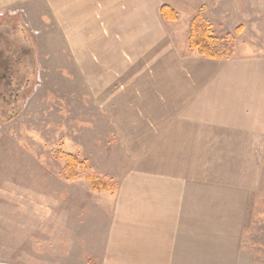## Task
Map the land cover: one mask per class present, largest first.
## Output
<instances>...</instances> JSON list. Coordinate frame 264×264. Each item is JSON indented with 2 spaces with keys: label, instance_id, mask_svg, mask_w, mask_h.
Returning <instances> with one entry per match:
<instances>
[{
  "label": "crops",
  "instance_id": "1",
  "mask_svg": "<svg viewBox=\"0 0 264 264\" xmlns=\"http://www.w3.org/2000/svg\"><path fill=\"white\" fill-rule=\"evenodd\" d=\"M37 1L58 25L76 22L90 29L69 42L85 44L90 52L83 51L84 58L100 61L104 75L115 76L119 86L128 55L124 44L135 40L125 42L123 16L132 8L140 11L138 0ZM150 1L142 0V10ZM158 37L153 51L143 55L148 62L132 74L131 90L146 95L136 94L133 103L124 100L127 169L114 180L112 192L93 191L101 211L87 240L90 259L96 264H252L241 243L264 187V52L244 49L228 58H208L194 50L180 54L170 38ZM156 49L163 53L156 56ZM144 74L147 80H141ZM150 74L162 78L150 84Z\"/></svg>",
  "mask_w": 264,
  "mask_h": 264
},
{
  "label": "rangeland",
  "instance_id": "2",
  "mask_svg": "<svg viewBox=\"0 0 264 264\" xmlns=\"http://www.w3.org/2000/svg\"><path fill=\"white\" fill-rule=\"evenodd\" d=\"M137 2L140 11L132 8L123 16L125 42L135 40L124 44L128 55L117 86L115 76L104 75L100 61L84 58L85 44L69 42L90 34L89 28L76 22L58 25L36 0H0V69L17 59L27 63L17 69L28 78L19 101L8 108L10 115L4 116L6 108L0 104V264H96L87 240L96 229L92 221H100L101 208L87 177L114 183L127 169L128 126L123 120L129 109L124 100L133 103L135 96L146 95L131 90V79L148 62L143 55L153 51V39L159 41L160 35L163 40L165 34L180 54L190 53L189 23L200 14L231 54L264 52V0H151L147 11L142 0ZM163 4L175 10L177 20L160 16ZM130 22L139 27L127 26ZM154 32L158 36L153 38ZM162 53L155 50L156 56ZM88 61L93 65L87 67ZM154 77L162 75L150 74V84ZM140 78L147 80L148 75ZM8 96L3 92L0 100ZM67 154L81 163L73 179L65 171ZM257 202L249 211L241 244L252 264H264V187Z\"/></svg>",
  "mask_w": 264,
  "mask_h": 264
},
{
  "label": "trees",
  "instance_id": "3",
  "mask_svg": "<svg viewBox=\"0 0 264 264\" xmlns=\"http://www.w3.org/2000/svg\"><path fill=\"white\" fill-rule=\"evenodd\" d=\"M159 14L166 21L177 20L175 10L167 4L160 6ZM188 46L199 55L208 58H228L231 55L228 45L221 43L211 35L209 26L200 14L195 15L189 23ZM64 157L66 161L65 171L68 178L73 179L77 176V168L81 166V163L75 156L70 154ZM82 167L84 168V166ZM87 179L91 189L95 192L103 190L112 192L114 190V184L110 181L97 179L95 175H88Z\"/></svg>",
  "mask_w": 264,
  "mask_h": 264
},
{
  "label": "flooded vegetation",
  "instance_id": "4",
  "mask_svg": "<svg viewBox=\"0 0 264 264\" xmlns=\"http://www.w3.org/2000/svg\"><path fill=\"white\" fill-rule=\"evenodd\" d=\"M25 54L28 55L27 50L24 51ZM1 60H4V58L0 55V62ZM15 64L14 65H9V63H7L6 67L3 69L4 71L2 72L0 69V95L4 92H6L7 94H9L8 97H3L2 100H0V104H2L6 110H4V116L6 115H10V110L8 108H11L15 103H17L19 101V92L22 89V86L27 84L28 78L26 76V71H24L23 69L21 70V72L17 69L20 65H24L27 66V63H23L21 64L18 63L19 60L15 59ZM17 66V67H15ZM6 70V71H5ZM24 80V81H22ZM14 82L16 85H14ZM11 92V95L10 93ZM8 109V111H7ZM2 112V111H0ZM12 113V111H11ZM1 118V115H0Z\"/></svg>",
  "mask_w": 264,
  "mask_h": 264
}]
</instances>
